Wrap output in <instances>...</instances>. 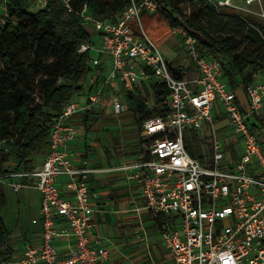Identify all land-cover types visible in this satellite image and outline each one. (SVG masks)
I'll use <instances>...</instances> for the list:
<instances>
[{"label":"built area","instance_id":"2783aa9c","mask_svg":"<svg viewBox=\"0 0 264 264\" xmlns=\"http://www.w3.org/2000/svg\"><path fill=\"white\" fill-rule=\"evenodd\" d=\"M47 1L34 0L30 9H41ZM58 1L73 10L72 0ZM211 2L222 11L233 0ZM158 5L159 0H130L114 21L95 18L86 5L76 12L95 28L91 41L77 48L89 56L82 89L73 92L54 120L42 160L28 170L0 171V184L15 192L35 187L42 196L40 217L32 220L41 223L39 240L6 263L106 264L111 249L90 232L95 194L88 184L89 174L105 169L81 153L75 164L65 148L80 132L78 115L119 116L130 111L128 95L141 96L151 107L153 84L159 82L167 89L168 113L141 122L142 149L119 168L130 170L129 178L153 217L165 218L161 227L154 219L163 247L173 264H264V131L258 120L255 130L248 125L264 109V68L244 88V107L236 90L222 81L221 61L206 56L196 38L175 23L171 32L181 38L188 63L196 69L187 76L186 64L167 60L142 27L141 15L155 13ZM214 112L228 119L229 137L218 135ZM204 127L210 129L209 155L201 161L188 152L185 136ZM61 175L69 177L63 188L56 184ZM58 216L66 222L62 228L56 226ZM58 235L74 238L65 256L53 244Z\"/></svg>","mask_w":264,"mask_h":264},{"label":"trees","instance_id":"16d2710c","mask_svg":"<svg viewBox=\"0 0 264 264\" xmlns=\"http://www.w3.org/2000/svg\"><path fill=\"white\" fill-rule=\"evenodd\" d=\"M30 2L0 0V15L5 12L4 21L0 22V171L28 170L38 157H43L49 150L54 120L73 92L82 89L90 69L89 56L78 53L77 48L79 43L91 41L95 28L76 12L86 5L95 18L114 21L130 0H72V11L58 0H48L37 10L30 9ZM208 16H216L233 32L214 31L207 25ZM157 20L165 21L170 28L181 23L206 56L221 61V79L230 89H244L258 80L264 68V25L248 22L224 9L218 11L211 0H159L155 13L141 15L144 31ZM240 35L246 40L245 47L236 42ZM172 63L176 65L177 61L172 59ZM153 88L155 102L151 107L144 104L141 96L127 97L135 122L134 135L139 134L144 119L168 113L165 85L155 82ZM87 119V115L83 116L84 122ZM255 120L264 131V118L250 119V128L256 129ZM197 135L200 134L196 131H188L185 146L190 155L205 161L206 155L194 143ZM135 141L133 154L142 149L144 140L139 136ZM4 186L0 184V212L5 201ZM154 219L159 227L165 221L157 214ZM7 238L0 215V264L8 261Z\"/></svg>","mask_w":264,"mask_h":264},{"label":"crops","instance_id":"0c3cea01","mask_svg":"<svg viewBox=\"0 0 264 264\" xmlns=\"http://www.w3.org/2000/svg\"><path fill=\"white\" fill-rule=\"evenodd\" d=\"M185 69V74L188 72L193 76L196 73L195 67L189 63ZM239 88L235 89L238 96ZM241 91V96L246 98L242 88ZM246 105L247 98L244 106ZM76 119L80 121V132L67 143L65 149L75 164H79L81 153L87 155L92 164L105 169L89 174L88 184L95 194L92 199L95 212L90 232L91 235L100 238L102 244L110 247L111 253L106 264H149L152 259L157 264H173L171 255L163 247L152 213L145 208L138 186L129 178L130 170L119 168L133 161L136 154L131 153V150L127 152L123 148L114 149L107 147V144L105 146L104 139L112 131V127H108L107 124L119 121L110 118L109 115L95 113L88 116L86 122L82 115H78ZM93 119H96L95 124H99L103 129L96 131L88 129L94 122ZM229 134L224 137H229ZM42 159L43 157L36 162ZM68 178L67 175L58 176L56 184L63 188ZM27 187L31 190L26 196L16 198L14 205L11 201L8 203L5 200L1 207L0 215L8 231L5 255L8 261L20 257L24 247L29 243H36L41 235L40 221L32 222L33 219L40 217L41 192L35 187ZM29 196L32 197L31 203ZM66 197L71 198V195L67 193ZM65 225V220L58 216L56 226L62 228ZM53 244L61 256H65L74 246V238L58 235L53 239Z\"/></svg>","mask_w":264,"mask_h":264},{"label":"rangeland","instance_id":"374dc122","mask_svg":"<svg viewBox=\"0 0 264 264\" xmlns=\"http://www.w3.org/2000/svg\"><path fill=\"white\" fill-rule=\"evenodd\" d=\"M34 5V0H31L30 6ZM185 4H182V7H185ZM185 9L188 11L187 6ZM224 11L237 15L241 17L242 19L248 21V22H256L264 25V0H253L252 2H247V0H233L232 6H227ZM205 20L207 21V25L210 26L214 31L218 30L224 34L233 32L232 27L228 24H223L219 18L216 16L213 17H206ZM146 35L151 39L159 48V50L162 52V54L165 56V58L169 61L172 59H175L177 62H183L184 64H187L189 58L188 54L184 48V44L181 40V38L171 32V28L169 25L163 21V20H157L155 21L151 26H149L146 31ZM238 46L245 47L246 46V40L244 39L243 35H240L236 40ZM252 47H249V49ZM187 76H191V73H186ZM244 91V89L242 88ZM239 96L241 99V103L244 106L246 98L241 96V88H239ZM245 107V106H244ZM217 116V118H216ZM110 118L118 120L119 122L115 123H109L107 126L112 127V131H110V134H107V137L104 139L105 146L107 144V147L110 146L114 149H124L130 151L132 146L136 144V141L140 134H135V130H133V125L135 122L132 121L133 115L130 111H127L125 113H122L119 116L116 115H109ZM214 126L217 129V133L220 136H226L228 135L232 130L231 126L229 125V121L225 116L221 113L219 115H216L214 112ZM257 118H264V111H261L259 115H257ZM98 119V117L96 118ZM90 124L88 129L90 130H98L103 129L99 124H95V121ZM99 125V127H98ZM109 132V131H108ZM200 135H197V139L195 145H198L200 148V151L202 154H205L207 157V152L209 149V134L210 129L207 127H204L203 131L199 133ZM135 139V140H134ZM98 141V139H97ZM100 141V139H99ZM135 141V143H134ZM192 146V145H191ZM106 147V148H107ZM194 148V146H192ZM232 148V147H231ZM230 148V149H231ZM239 148V146H238ZM237 154H231V157H236ZM41 157H38L37 160H40ZM30 187H23L21 191H12L8 186H4V195L6 202H12V205H14V201L16 198H19L23 195L26 196V194L30 191ZM26 199V197H24ZM30 203L32 202V197L29 196ZM10 202V203H11Z\"/></svg>","mask_w":264,"mask_h":264}]
</instances>
